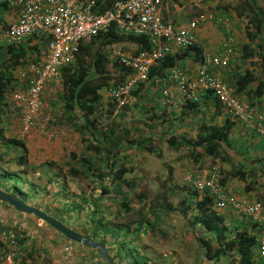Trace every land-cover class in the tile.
<instances>
[{"label":"crops","instance_id":"crops-1","mask_svg":"<svg viewBox=\"0 0 264 264\" xmlns=\"http://www.w3.org/2000/svg\"><path fill=\"white\" fill-rule=\"evenodd\" d=\"M81 1L85 4H93V0ZM221 3V0H162L161 5L158 7V13L164 21L175 26H186L198 13L207 11H211L216 16L228 17L230 20L221 25L215 24L214 20L199 25L194 31V47L196 49L192 47L180 50L173 47L169 54V57L173 59V64L165 66L163 62H157L152 65L147 80L132 91L128 104L122 109H112L108 114L116 121L115 126L126 131L128 140H133L136 145L139 144L141 146L139 148L150 147V152L155 153L160 145H164L165 147L170 146L172 151H188L187 154L184 152L181 154V157L185 159V166H183V163L178 162L180 156L176 155L175 161L170 163L172 176L167 168L166 173L163 174L164 178L171 176L182 182H187V177L202 180L208 178L212 167L216 166L219 171L215 173V176L218 177L220 182L223 179L221 184H223L225 192L237 199L260 202L251 199L255 197L253 195L257 192L246 191V187L249 182L254 183L260 176L264 178V136L226 115L211 92L199 91L192 100L186 101L184 104H178L177 102L180 101L182 93L175 83H169L166 80L173 69H180L186 75L192 77L199 67L202 54L218 55L222 51L223 40L231 35L234 39L235 55L230 59L228 66L213 68V72L220 76L233 95L246 98L248 101L251 100L250 103L255 108L264 112V92L259 98L249 100L244 93H238L234 90L235 76L241 75L245 71L252 72L254 66L249 63L248 59L243 58L245 54L242 47L248 43L244 31L246 19L237 17L234 10L225 9V6ZM18 16L19 7H7L6 9L0 7V31L7 25L14 23ZM46 39V36L40 33L27 37L19 43H8L0 38V43L3 45L25 43V46L30 48L24 61L10 69L11 81L7 86L5 98L1 105L0 187L6 192L15 193L12 186L3 177L8 174L19 175L18 179H23V185L20 189L22 188L24 191L34 194L31 205L50 213L44 210L46 207L40 205V201L38 203L35 200L36 195L45 194L46 196L50 193L52 197L60 196L61 192L65 190L64 180L61 179L70 175L68 172L70 167L81 169L83 157L96 163L100 160L98 156L100 152L95 153L92 148L88 147V145L94 143L92 133L96 134V132L80 129L82 123L81 113L77 109H74L71 114L65 111L64 102L59 98L63 93V84L59 73L49 80L50 82L41 91L43 105L38 119L44 127L42 129L34 128V130L25 134L20 131V114L18 110L15 111V107L20 108L21 111L22 108L17 100V95L23 94L35 78V74L28 71V66L34 61L42 60V45H44L46 59L48 58L49 50L44 44ZM83 42L87 43L88 40ZM113 46H119L127 53H135L138 50V46L130 41L114 43L108 45L107 48ZM108 51H105L106 56ZM76 62L75 60L74 64ZM107 67L110 70L114 69L112 60L109 59ZM263 72L262 69L261 73ZM167 85L171 88L170 93L173 97V104L164 103L162 91L166 89ZM99 95L97 103L93 105L92 113L97 118L103 113L108 104H111L108 90H100ZM224 124H228L229 132L224 142L227 147L222 146V148H226L228 155L226 159L220 160L205 154L203 147L196 145V142H198V136L203 134L200 127L212 129L219 128ZM109 126L110 128L114 127ZM83 138L86 140L83 141ZM170 138H174L176 144H179L172 145L174 147L168 145L167 141ZM143 140H145V143L142 142ZM127 148L130 147L122 144L119 148V155L123 156ZM137 150L139 149L134 146L133 149H128L127 153L130 156L131 154L138 156ZM191 151L196 152V161L189 155ZM72 152L77 155L75 160H71ZM124 159L127 160L128 158ZM125 162H127V166L132 167L135 165V163H129V160H122L121 164L126 165ZM235 170L243 171L246 174L245 178L238 179L231 176V172ZM259 198L264 200L263 195H259ZM4 204L0 202V215L4 216L7 209L15 210ZM27 216L35 218L31 220L37 229L48 233L47 228L49 227L46 223L40 222L41 220L34 215L27 214ZM237 218H239L238 215ZM245 222L246 227H249L247 228L248 233L254 235L251 224L247 220ZM226 223L229 222L226 221ZM49 230L54 231L51 228ZM19 231V229H16L12 232L8 227H3L2 230L3 233L12 236L14 233V236L22 237L23 235L18 233ZM36 231L34 229L29 230L25 240H18L21 251L17 253L16 259L13 258L15 260L14 264H41L39 258L42 257V250L44 251L45 248L51 250L47 245H53V241H51L53 239L50 237L47 240L43 236L45 232L42 234L41 231L38 232L40 237H36ZM108 235L110 236V233ZM65 242L67 245L64 243L59 245V248L61 246L62 250L67 252L64 257L67 259L65 264H81L82 260H75L70 255L71 245L69 242L73 241ZM257 258L259 260L258 255ZM13 260L9 264H13ZM91 260H96L99 264H107L97 252L91 254L90 262ZM48 261L49 264H55L51 260ZM56 262V264H62L61 259ZM86 264H89V261Z\"/></svg>","mask_w":264,"mask_h":264},{"label":"built area","instance_id":"built-area-1","mask_svg":"<svg viewBox=\"0 0 264 264\" xmlns=\"http://www.w3.org/2000/svg\"><path fill=\"white\" fill-rule=\"evenodd\" d=\"M161 1L117 0L110 9L97 14L92 11L91 4L81 0H0V4L7 7H19L17 20L0 31L1 39L8 43H19L40 33L48 41V58L34 61L28 66V71L34 73L35 78L23 94L17 95L23 112L22 133H27L32 127H44L38 119L43 105L41 91L44 80H51L62 67L74 64L79 44L89 41L111 23L122 33L146 36L150 43L149 51L138 54L127 53L119 46H113L108 51L110 60L128 70L125 79L109 90L110 101L116 109H122L128 104L132 91L147 80L152 65L168 56L173 47L181 50L195 45L194 31L199 25L209 20L221 25L230 20L207 11L198 13L186 26H175L159 15ZM234 55V39L229 35L222 42L221 53L216 56L202 54L199 67L192 77L180 69H173L166 80L175 83L181 91L182 97L178 104L192 100L199 91L211 92L226 115L264 136V112L255 108L246 98L233 95L220 76L213 72V68L228 66ZM170 90L167 85L162 94L169 104H173ZM192 182L198 191L208 190L217 206L230 207L255 225L260 264H264V203L226 196L215 175ZM3 227L0 222V264H9L14 257L16 259L21 246L14 235L2 232Z\"/></svg>","mask_w":264,"mask_h":264},{"label":"rangeland","instance_id":"rangeland-1","mask_svg":"<svg viewBox=\"0 0 264 264\" xmlns=\"http://www.w3.org/2000/svg\"><path fill=\"white\" fill-rule=\"evenodd\" d=\"M221 1V4L224 6H234L238 3V0ZM252 1L260 8L264 15V0ZM44 44L45 47H48L47 39ZM41 49L43 53L41 56L42 60L40 61H43L46 59L44 45L41 46ZM109 49L110 48L106 47L105 51H108ZM247 59L249 60V63L254 66L252 71L253 75L256 77L261 76L262 68L258 60L252 55H249ZM49 82L50 81L48 80H44L43 87H45ZM17 110L20 114L19 125L21 131L22 111L20 108L15 107V111ZM109 111L110 107L107 106L98 118L97 123L102 129L110 128L109 125L115 127V124H117L111 115L108 114ZM32 130H34V127H32L29 131ZM142 142L145 143V140ZM128 149L133 148L130 147L126 149L125 153L128 156L127 160H125L122 155H119L118 157L120 162H122V160H129V163H135V165L132 166V169L135 171L125 175V180L128 179V181H131L134 186L131 185L127 188L119 187L118 182L114 183L115 181L112 180L110 175L103 179H100L96 175L90 176L89 178H84V175L82 174L79 177H72L69 175L67 178L62 177L61 179L64 180L63 184L65 186V190L61 192L60 196L52 197V195L50 196V193L46 196L45 194L39 196L36 195L35 200L37 202L40 201V203H38L46 207L44 210L49 211L51 213L50 216L61 220V222L66 224L68 227L73 228L81 234L89 233L90 235V229L92 228L91 222L96 225V220L101 219L103 223L97 225L99 226L98 231L103 233L107 232V230H111L109 231L110 236L108 233L104 236L107 239L106 247L109 251V255L113 256L114 261L118 264H136V259L139 260L141 257H143L148 264H210V261L204 257V253L202 254L203 248L197 242V232L192 226L195 216L199 215V211L196 206L197 202L201 200L203 196H198L196 193L197 197L194 198L192 196L191 201L188 202L190 209L181 211L183 207L188 206V204L184 202V205H180V210L176 211V209L172 206L179 204L183 196H186L187 193H190L189 195H191L195 191L193 190V187L188 186V182L177 181L171 176L166 178L163 177V174L166 173V169L169 167L170 163L175 161L174 158L176 155L180 156V160L178 162L183 163V166H185V159L181 157V154L183 152L187 154L188 151H172L169 147L160 145L155 150V153H153V151L150 152L143 149L137 150L138 156L134 154H131L130 156L127 153ZM101 154H103V152L99 153V158H105V156ZM114 158L115 157L112 155L110 160L112 161ZM125 164L127 165V162H125ZM96 165L99 166V164ZM101 165L103 167L102 162ZM84 168L85 166H82L81 169ZM18 176L19 175L16 174H8L4 175L3 178L12 186L15 191L14 194L18 195L25 203L31 205L34 194L29 191H24L22 188L20 189L21 185H23V179H18ZM248 185L251 187V191L257 192V194H252L255 197L251 199L264 203V200L259 198V195L264 196V178L260 176V178L256 179L254 183L249 182ZM102 188L106 189V195H101ZM140 191L145 193V197H138V199L136 198V194ZM164 197L166 199H164ZM94 200L97 201V205L95 203L93 204ZM127 200L130 201L129 203L132 207L130 212L120 209V202ZM167 201L172 202L171 208L163 207V205H167ZM160 202L162 207L159 206ZM72 205L75 207L72 208ZM92 209L97 210L94 218H92L89 214ZM14 211L15 210L13 209H7L4 216L0 215V222L4 227H8L12 232L16 229L20 230L18 233L23 236H14L17 241L19 239L20 241L22 239L25 240L27 233L31 229H34L35 231L37 230L35 235L36 237H40V233L43 234V232H45L34 226V223L31 220L35 219L32 218L33 216L28 217L26 213L17 212V210L15 212ZM218 211H221L220 213L225 216L227 222H229V217L233 213H236L234 214L236 217L237 215L239 216L237 219L238 221L244 219L240 213L232 211L228 208ZM50 213L47 214L49 215ZM91 218L93 219L92 221L90 220ZM140 219L153 223L156 230H147L146 232H143L142 228L141 232H137L134 227H137L136 223ZM116 225L123 226L118 233L115 232L116 228L114 226ZM125 225L130 227L129 231L125 230ZM50 228L51 227L47 228L48 233L45 232L43 236H45L47 240L51 237L53 239L51 240L53 241V245H47L51 250H48L47 248H45L44 251L42 250V257L39 258V262L41 264H49L48 260H51L56 264V261H60L61 259V263L65 264L67 259L64 257L67 252L63 251L61 246L59 248V245L61 243L67 245L65 241L69 242V240L55 230L52 232L49 230ZM99 237L102 238L101 235ZM228 237L232 239L233 235L230 234ZM69 243L71 245L70 255L73 259L82 260L81 264H86L88 261L89 264H99L96 260H91L90 262L91 254L93 255L96 253L95 249L74 241ZM211 247V249L214 250L218 246L215 242H212ZM128 249L129 253L126 254L125 252ZM200 249L201 252H198ZM252 252V259H257L258 248L256 245L253 247ZM232 256V254L227 253L225 256L221 257L216 264H238V259L236 260V258Z\"/></svg>","mask_w":264,"mask_h":264},{"label":"trees","instance_id":"trees-1","mask_svg":"<svg viewBox=\"0 0 264 264\" xmlns=\"http://www.w3.org/2000/svg\"><path fill=\"white\" fill-rule=\"evenodd\" d=\"M116 1L117 0H93L92 11L97 14H102L110 9L112 4ZM0 7L2 9L7 8L5 4H0ZM225 9L234 10L237 17H244L246 19L244 31L248 43L242 47L243 53L245 54L243 55V58L247 59L249 55L254 56L264 71V15L262 11L252 0H238V3L234 6L225 5ZM121 41H130L136 44L138 50L134 54H138L144 50H150V43L146 36L122 33L114 23H111L107 29L100 31L96 36L91 38L89 42H81L79 44L76 52V64L64 66L60 69L58 73L63 84V93L59 98L63 100L66 112L71 114L74 109H77L81 113L82 123L80 129L96 132V134L92 133L95 139H93L94 143L88 145V147L90 149L92 148L95 153L103 152L101 155L105 156V158H99L101 161H97L96 163L83 157L82 166H85V168L78 169L71 166L68 171L69 174L74 177H79L82 174L84 175V178L96 175L100 179L110 175L112 180L115 181L114 183L118 182L119 187L127 188L133 184L131 181L129 182L128 179L125 180V175L133 173L134 169H132L131 166L124 165L123 163L121 164L118 157L119 148L122 144L131 148H134V146L139 148L141 146L139 144L136 145L133 140H128L127 132L120 130L119 127L115 126L113 128L102 129L97 123L98 118L92 115L93 105L97 103L100 96L99 91L106 89L109 92L112 87L123 81L128 74V70L116 61H112L114 69L110 70L107 67L109 58L108 55L106 56V47ZM192 47L196 49L194 45L190 48ZM29 49L28 46H25V43L16 45H3L0 43V112L7 86L11 81L10 69L24 61ZM159 62H163V65L167 66L173 64V59L168 55ZM233 87L236 92L244 93L249 100L259 98L264 92V72L259 77L254 76L250 71H245L241 75H236ZM108 107H110V111L112 110V107L115 109V105L112 102L111 104H108ZM200 129L203 134L198 136V142H196V145L203 147V152L212 158H218L220 160L226 159L228 151L225 148L227 146L224 145V142L229 132L228 124H224L219 128L204 129L203 127H200ZM85 140L86 139L83 138V141ZM167 143L172 146L176 144V141L174 138H170ZM222 146L225 147L222 148ZM143 149L150 151V147L139 148V150ZM112 155L115 158L111 161L110 158ZM189 155L194 161L197 160L196 152L191 151L189 152ZM126 157L128 158L125 153L123 158ZM76 158V153L72 152L71 160H75ZM96 164H99V166ZM168 169L172 176L170 165ZM245 175L246 174L241 170L231 172V176L238 179H244ZM221 180L222 183L223 179ZM248 190H251L249 185L246 187V191ZM106 193V189L102 188L101 195H106ZM189 194L190 193H187L186 196L184 195L181 202L176 206H172V202L167 201V205H163V207L171 208L172 206L177 211L180 210V205H184L185 202L188 206L183 207L181 211H186L190 209L188 202L191 201V197L196 195L195 192L191 195ZM138 197H145V193L143 191L138 192L136 198ZM164 199L166 198L164 197ZM129 202L130 201L128 200L120 202V209L130 212L132 207ZM94 203L97 205L96 200H94L93 204ZM159 206L162 207L161 202L159 203ZM196 206L199 215L195 216L192 226L197 232V242L203 248L202 254L204 253V257L210 261V264H216L218 260L227 253L232 254V257H235L236 260L238 259V264H260L258 258L256 260L252 259V249L255 245H258V231L257 228H255V225H250L252 226L251 230L255 233L254 235H251L246 228L247 224L245 220L247 219L238 221V218L234 214L230 215L229 223L227 224L225 222V216L214 208L212 200L207 196H204L199 200ZM71 207L74 208L75 206L72 205ZM96 213L97 210L94 209L89 212L92 218L95 217ZM92 218L90 219L91 221L93 220ZM59 221L61 222V220ZM96 223L97 224L94 225L91 222L92 228H89L91 230V236L89 233L84 235L93 240L103 242L106 245L107 239L104 236H106V233L109 234V231L111 230L100 233L98 231L99 226L97 225H100L103 222L101 219H98L96 220ZM136 225L137 227L135 226L134 229L137 230V232H141L142 228L143 232H146L147 230H156L153 223H149L143 219L138 220ZM114 227L116 228L115 232L118 233L123 226L116 225ZM129 229L130 227L125 225V230L129 231ZM230 234L233 235L232 239L228 237ZM100 235L102 238L99 237ZM212 242H215L218 246L214 250L211 249ZM107 252L109 254L108 250ZM198 252H201V249ZM125 253L128 254L129 249ZM111 258H113V256H111ZM135 262L136 264H148L143 257L139 258V260L136 259Z\"/></svg>","mask_w":264,"mask_h":264},{"label":"water","instance_id":"water-1","mask_svg":"<svg viewBox=\"0 0 264 264\" xmlns=\"http://www.w3.org/2000/svg\"><path fill=\"white\" fill-rule=\"evenodd\" d=\"M0 202L7 204L19 212L36 216L38 219L46 223L49 227L63 235L68 240L95 249L97 253L107 262V264H118L108 254L106 246L103 242L93 240L88 236L73 231L59 220L48 215L41 209L25 203L18 195L12 192H6L1 187Z\"/></svg>","mask_w":264,"mask_h":264},{"label":"clouds","instance_id":"clouds-1","mask_svg":"<svg viewBox=\"0 0 264 264\" xmlns=\"http://www.w3.org/2000/svg\"><path fill=\"white\" fill-rule=\"evenodd\" d=\"M141 84V83H140ZM139 84V85H140ZM138 85V86H139ZM164 98V97H163ZM217 101V100H216ZM167 101L164 99V103H166ZM172 147H174V146H172ZM169 148H170V146H169ZM219 170H218V168L216 167V166H213L212 167V169H211V173H210V175H209V177L208 178H210L211 177V175H215V173H217ZM208 178H206V179H208ZM217 178V180H218V185L220 186V188H221V191L226 195V196H228V197H231V198H234V199H236L237 200V198H235L234 196H231L229 193H227V192H225V190H224V188H223V184H221V182L219 181V179H218V177H216ZM195 179H198V178H192V179H190V177H187V182H188V186H191V187H193V190L195 191V193H197V195L198 196H207L208 198H210L211 200H212V205L214 206V208H216V210L218 211V210H221V209H225V208H228V209H230V210H232L230 207H225V208H220L219 206H217V204H216V202H215V200H214V197H211L210 196V194H209V191L208 190H202V191H198L197 189H195V187H194V185H193V182H192V180H195ZM198 180H200V179H198ZM202 180H205V179H202ZM201 181V180H200ZM197 196L195 195L194 196V198H196ZM202 197V198H203ZM232 211H235V210H232ZM235 212H237V211H235ZM243 218H245L244 216H243ZM246 219V218H245ZM247 221L250 223V224H252L251 223V221H249L248 219H247ZM254 225V224H253ZM106 246V245H105ZM107 248V247H106ZM107 250V249H106ZM97 252V251H96ZM258 257H259V255H258ZM259 261H260V259H259Z\"/></svg>","mask_w":264,"mask_h":264},{"label":"flooded vegetation","instance_id":"flooded-vegetation-1","mask_svg":"<svg viewBox=\"0 0 264 264\" xmlns=\"http://www.w3.org/2000/svg\"><path fill=\"white\" fill-rule=\"evenodd\" d=\"M71 229H73V228H71ZM74 230V229H73ZM75 232H77V231H75ZM77 233H79V232H77ZM60 234V233H59ZM82 235H84V234H82Z\"/></svg>","mask_w":264,"mask_h":264}]
</instances>
